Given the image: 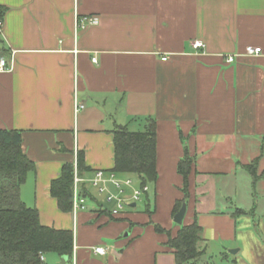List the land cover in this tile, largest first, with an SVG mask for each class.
I'll use <instances>...</instances> for the list:
<instances>
[{"label":"crops","instance_id":"1","mask_svg":"<svg viewBox=\"0 0 264 264\" xmlns=\"http://www.w3.org/2000/svg\"><path fill=\"white\" fill-rule=\"evenodd\" d=\"M0 6V59L7 65L0 69V128L20 130L23 150L36 163L22 198L42 224L74 232L72 259L63 263L47 252V264H177L154 224L180 227L173 208L183 197L177 166L185 146L199 172L190 175L184 223L197 218L207 249L214 239L238 248L223 253L230 264H264V219L255 216V195L264 189V0H0ZM86 15L99 23L77 28V17ZM196 40L205 47L194 48ZM249 45L263 52L247 55ZM76 98L85 105L78 112ZM150 117L158 137L152 214L137 204L113 217L91 189L86 209L62 211L51 183L64 164L76 167L82 151L88 171L79 176L115 172V128L144 130ZM209 146L211 161L204 159ZM258 156L263 176L255 181L245 165ZM244 174L251 180L240 188ZM217 178L229 182L218 189ZM236 208L246 212L233 216ZM99 246L104 254L95 252Z\"/></svg>","mask_w":264,"mask_h":264},{"label":"trees","instance_id":"2","mask_svg":"<svg viewBox=\"0 0 264 264\" xmlns=\"http://www.w3.org/2000/svg\"><path fill=\"white\" fill-rule=\"evenodd\" d=\"M4 13L5 8L0 6V18ZM157 140V121L152 117L148 118L144 130L133 131L125 125L117 126L114 130L113 170L118 173L137 174L142 185L155 184L158 179ZM260 158L261 156H258L245 165L255 181L263 176L258 173ZM35 169V161L23 150L22 132L0 128V264H47L43 258L47 252L67 256L68 262L73 257V230L42 224L38 209L27 205L22 198V185L26 182L29 172ZM177 169L183 179L180 188L183 197L175 203L173 216L183 203L187 204L188 209L191 195L190 175L193 171L196 174L199 172L196 157L187 146ZM77 170L80 175L88 171L82 151L78 153ZM74 178V163L67 162L61 175L51 183V193L64 212L73 210ZM145 197V211L152 214L150 192ZM245 212L236 208L232 215L237 216ZM108 213L113 217L118 216L109 211ZM154 226L157 232L166 234L164 246L174 254L177 264H202L201 259L207 248L202 244L203 227L197 218L189 224L183 222L175 232L159 223Z\"/></svg>","mask_w":264,"mask_h":264},{"label":"built area","instance_id":"3","mask_svg":"<svg viewBox=\"0 0 264 264\" xmlns=\"http://www.w3.org/2000/svg\"><path fill=\"white\" fill-rule=\"evenodd\" d=\"M99 23V18L96 15H86L78 16L76 21L77 28H83L87 25H96ZM0 21V26H1ZM194 48L199 49L205 47L202 40H196L193 43ZM263 52L262 47L249 45L246 47L245 53L247 55H259ZM164 60L167 57H163ZM96 60V59H94ZM228 62H233L235 60L234 54H229L226 57ZM0 69H7L6 59H0ZM85 105L80 102L77 98L75 99V110L76 112L83 109ZM93 190L96 196L102 201L99 203L101 208L107 207L108 204H112L111 208H107L109 212L113 215H119L125 212L127 209L136 205L140 202L149 191L150 185H142L140 183L139 188L135 187V182L133 178H119L115 172L106 174L103 170L94 171L93 175L89 178H84L79 176L77 166L75 167V178H74V188H73V211L77 213L79 210H84L87 208L88 191ZM84 191L86 193H84ZM96 253L104 254L106 252L105 248L102 246L95 248Z\"/></svg>","mask_w":264,"mask_h":264},{"label":"rangeland","instance_id":"4","mask_svg":"<svg viewBox=\"0 0 264 264\" xmlns=\"http://www.w3.org/2000/svg\"><path fill=\"white\" fill-rule=\"evenodd\" d=\"M214 155H215L214 154V147L209 146L206 148L204 159L207 161H211L214 159V157H215ZM244 175H245V177H243V180L239 182L240 188L243 187V183L246 182V180H247V182L251 180V178H249V176L247 177V174H244ZM130 177L133 178V180L135 182V187L139 188L140 179L138 178V176L136 174H131ZM220 179L221 178L214 179V181L217 183L218 189L221 188L226 182H229L228 179L223 180V182H217ZM151 195L153 196V192H150V196ZM255 196H256V202L259 205V208L257 209V213L255 216H256V218L264 219V189H261V190L259 189L258 193ZM145 199H146V197L143 196L142 200L140 202H138V205L144 206L145 205V202H144ZM208 199H212V196L208 197ZM111 206H112V204H108L109 209L111 208ZM261 241L262 242L264 241V236L262 237ZM225 244H222L217 239L212 240L208 245V249H207L208 253L205 256L206 263H209V264H230L229 260H227L223 257L224 252L229 254V252L231 251L230 245H225Z\"/></svg>","mask_w":264,"mask_h":264},{"label":"water","instance_id":"5","mask_svg":"<svg viewBox=\"0 0 264 264\" xmlns=\"http://www.w3.org/2000/svg\"><path fill=\"white\" fill-rule=\"evenodd\" d=\"M136 204L133 203V206H135ZM187 213V204L183 203L182 207L180 208V210L175 214L174 216V221L181 225L184 222L185 216ZM232 253H236L238 252V248L235 249H231ZM68 257L67 256H62V262L65 263L67 261Z\"/></svg>","mask_w":264,"mask_h":264}]
</instances>
